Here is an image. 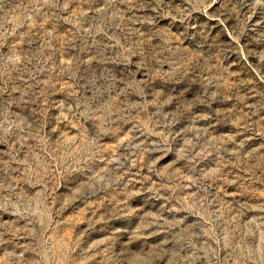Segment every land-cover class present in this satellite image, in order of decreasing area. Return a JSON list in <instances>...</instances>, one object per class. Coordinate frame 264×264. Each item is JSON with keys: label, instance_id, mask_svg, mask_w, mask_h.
Here are the masks:
<instances>
[{"label": "rangeland", "instance_id": "1", "mask_svg": "<svg viewBox=\"0 0 264 264\" xmlns=\"http://www.w3.org/2000/svg\"><path fill=\"white\" fill-rule=\"evenodd\" d=\"M0 264H264V0H0Z\"/></svg>", "mask_w": 264, "mask_h": 264}]
</instances>
